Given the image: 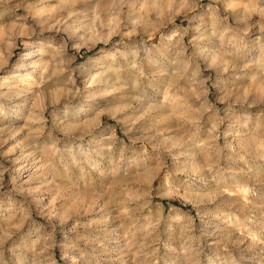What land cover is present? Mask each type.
Instances as JSON below:
<instances>
[{
	"label": "rangeland",
	"instance_id": "1",
	"mask_svg": "<svg viewBox=\"0 0 264 264\" xmlns=\"http://www.w3.org/2000/svg\"><path fill=\"white\" fill-rule=\"evenodd\" d=\"M0 264H264V0H0Z\"/></svg>",
	"mask_w": 264,
	"mask_h": 264
}]
</instances>
